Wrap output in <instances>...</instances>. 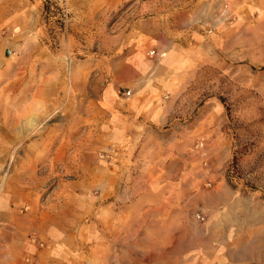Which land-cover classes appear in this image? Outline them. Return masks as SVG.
<instances>
[{"label":"rangeland","instance_id":"374dc122","mask_svg":"<svg viewBox=\"0 0 264 264\" xmlns=\"http://www.w3.org/2000/svg\"><path fill=\"white\" fill-rule=\"evenodd\" d=\"M0 241L264 264V0H0Z\"/></svg>","mask_w":264,"mask_h":264},{"label":"crops","instance_id":"0c3cea01","mask_svg":"<svg viewBox=\"0 0 264 264\" xmlns=\"http://www.w3.org/2000/svg\"><path fill=\"white\" fill-rule=\"evenodd\" d=\"M4 248H5L4 242L0 241V250H3ZM6 260H7L6 254L0 253V264H3L2 261H6ZM8 260H10V259L8 258ZM39 260H41L39 264H44V263H41L43 258H39Z\"/></svg>","mask_w":264,"mask_h":264},{"label":"built area","instance_id":"2783aa9c","mask_svg":"<svg viewBox=\"0 0 264 264\" xmlns=\"http://www.w3.org/2000/svg\"><path fill=\"white\" fill-rule=\"evenodd\" d=\"M197 216H199V215H197Z\"/></svg>","mask_w":264,"mask_h":264}]
</instances>
